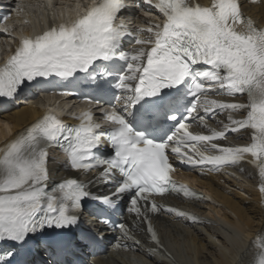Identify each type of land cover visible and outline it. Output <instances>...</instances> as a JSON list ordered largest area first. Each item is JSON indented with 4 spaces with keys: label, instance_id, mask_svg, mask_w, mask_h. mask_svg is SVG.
<instances>
[{
    "label": "snow or ice",
    "instance_id": "1",
    "mask_svg": "<svg viewBox=\"0 0 264 264\" xmlns=\"http://www.w3.org/2000/svg\"><path fill=\"white\" fill-rule=\"evenodd\" d=\"M137 4L149 5L161 17L160 23L147 28V38H142L144 29L134 34L117 23L128 8L125 0H93L70 23L61 22L34 36L21 35L14 53L0 66V105L42 79L67 80L78 73L86 74L105 94L119 92L113 93L117 104L110 111L99 109L107 127L97 123L90 110L77 117L78 126H68L47 111L0 149V245L8 246L0 251V264H31L26 254L33 248L56 256L53 264H77L73 258L81 249L103 239L97 233L104 228L93 232L82 227L89 200L98 202L92 215L99 224L118 227L127 237L126 224L112 225L108 219L125 196L128 211L145 225L159 251L161 239L149 213L164 211L199 220L157 204L154 195L183 194L210 201L171 178L172 160L209 172L250 164L258 174L264 212V28L245 15L242 0H210L208 5L137 0ZM130 35L139 46L131 52L123 48ZM216 94L245 99L210 98ZM225 110L228 122H221V130L208 128L207 135L188 130L190 120L207 128V120ZM232 113H242L243 118ZM242 131L249 133L250 142L244 145L216 142ZM54 147L66 155L72 170L99 169L98 179L113 184L115 191L97 197L75 178L50 187L48 160ZM238 264H264V229L254 234Z\"/></svg>",
    "mask_w": 264,
    "mask_h": 264
},
{
    "label": "bare ground",
    "instance_id": "2",
    "mask_svg": "<svg viewBox=\"0 0 264 264\" xmlns=\"http://www.w3.org/2000/svg\"><path fill=\"white\" fill-rule=\"evenodd\" d=\"M254 16L264 23V6L254 9ZM12 103L7 113H0V149L13 141L16 135L34 122L42 113L41 105ZM243 116L237 113L235 118ZM242 118V117H241ZM241 180L211 177L199 183L228 210L206 214V207L199 202L183 203L186 209L204 216L208 222L188 228L169 220H160L161 238L175 263L161 261L160 264H238L254 234L264 229V217L256 193L257 180L246 166L237 168ZM70 175L57 155L50 160V177L57 182ZM97 185V184H94ZM247 195L248 197H246ZM207 217H211L208 219ZM134 260H136L134 262ZM96 264H154L141 256L113 255L96 260Z\"/></svg>",
    "mask_w": 264,
    "mask_h": 264
}]
</instances>
